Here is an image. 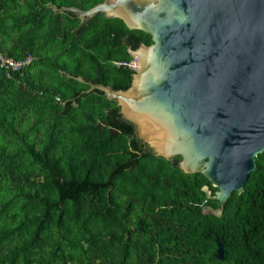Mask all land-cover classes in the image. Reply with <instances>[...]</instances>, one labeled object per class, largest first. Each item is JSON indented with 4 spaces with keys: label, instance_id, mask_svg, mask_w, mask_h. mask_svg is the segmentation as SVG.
Returning <instances> with one entry per match:
<instances>
[{
    "label": "trees",
    "instance_id": "obj_1",
    "mask_svg": "<svg viewBox=\"0 0 264 264\" xmlns=\"http://www.w3.org/2000/svg\"><path fill=\"white\" fill-rule=\"evenodd\" d=\"M103 0H0V46L36 59L11 78L0 68V264H264V153L222 216L181 156L148 148L117 100L132 57L152 36L99 13L83 21L58 7ZM130 35L136 42L128 41ZM225 244L217 257V237Z\"/></svg>",
    "mask_w": 264,
    "mask_h": 264
},
{
    "label": "water",
    "instance_id": "obj_2",
    "mask_svg": "<svg viewBox=\"0 0 264 264\" xmlns=\"http://www.w3.org/2000/svg\"><path fill=\"white\" fill-rule=\"evenodd\" d=\"M83 21L99 13L121 18L152 36L132 50L138 69L127 90L93 83L117 100L154 153L201 173L217 187L203 190L222 216L235 191L242 193L264 153V0H103L89 9L58 7ZM217 257L225 244L217 234Z\"/></svg>",
    "mask_w": 264,
    "mask_h": 264
},
{
    "label": "built area",
    "instance_id": "obj_3",
    "mask_svg": "<svg viewBox=\"0 0 264 264\" xmlns=\"http://www.w3.org/2000/svg\"><path fill=\"white\" fill-rule=\"evenodd\" d=\"M35 59L36 56L33 54H28L22 59H15L0 46V68L8 78H11L15 72L27 68ZM113 63L119 68H128L136 72L138 69V56L132 55L130 59L126 60H113Z\"/></svg>",
    "mask_w": 264,
    "mask_h": 264
},
{
    "label": "flooded vegetation",
    "instance_id": "obj_4",
    "mask_svg": "<svg viewBox=\"0 0 264 264\" xmlns=\"http://www.w3.org/2000/svg\"><path fill=\"white\" fill-rule=\"evenodd\" d=\"M128 41H130L131 43H135L136 42V40H135V36H133V35H130V38H128ZM152 44V43H151ZM151 44H148V45H151ZM137 137L139 138V139H142V138H140L139 137V135H138V133H137ZM148 148H151V146L148 144V143H146L143 139H142V143H141V149H142V151H139L140 152V154H142L145 150H147ZM153 153H154V151H153Z\"/></svg>",
    "mask_w": 264,
    "mask_h": 264
}]
</instances>
